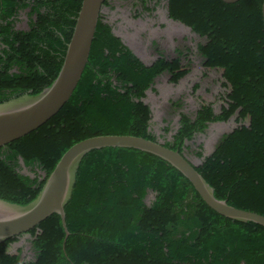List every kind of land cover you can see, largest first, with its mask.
Returning a JSON list of instances; mask_svg holds the SVG:
<instances>
[{"label":"trees","instance_id":"16d2710c","mask_svg":"<svg viewBox=\"0 0 264 264\" xmlns=\"http://www.w3.org/2000/svg\"><path fill=\"white\" fill-rule=\"evenodd\" d=\"M82 2L0 0V103L37 95L58 77ZM167 9L170 20L205 41L181 50L174 40L148 65L101 15L70 100L51 120L0 148L1 198L21 205L33 200L66 151L88 137L161 141L145 97L169 72L163 91L176 94L173 106L181 107L190 92L200 107L195 117L181 113L180 127L164 144L185 156L186 141L210 123H226L231 131L196 169L218 199L264 216V0H168ZM23 10L28 29L16 26ZM172 53L179 56L163 55ZM198 53L204 61L196 66ZM20 160L33 176L18 170ZM150 194L155 199L148 203ZM66 210L69 237L55 212L1 241L0 264H264L263 226L218 214L177 168L140 149L90 151ZM28 242L37 251L34 261L24 260Z\"/></svg>","mask_w":264,"mask_h":264},{"label":"water","instance_id":"95a60500","mask_svg":"<svg viewBox=\"0 0 264 264\" xmlns=\"http://www.w3.org/2000/svg\"><path fill=\"white\" fill-rule=\"evenodd\" d=\"M106 1L109 0H83L63 66L48 88L37 95L26 94L0 103V148L51 120L70 100L89 62L95 32ZM223 1L233 3L238 0ZM104 147L136 148L154 154L177 168L192 183L204 202L218 214L264 227L263 215L233 207L226 200L218 199L214 189L197 171L196 165L180 150L165 145L163 141L142 136L101 134L72 145L54 171L46 177L37 196L27 204L13 203L0 197V242L32 229L55 212L62 215L69 237L71 231L66 205L73 196L81 164L90 151ZM207 157H204V161Z\"/></svg>","mask_w":264,"mask_h":264},{"label":"rangeland","instance_id":"374dc122","mask_svg":"<svg viewBox=\"0 0 264 264\" xmlns=\"http://www.w3.org/2000/svg\"><path fill=\"white\" fill-rule=\"evenodd\" d=\"M168 0H110L109 6L103 7V18L110 23L117 35L141 59L144 64H151L160 57L158 51L166 49L168 44L177 40V48L184 50L197 42H204L205 37L200 36L191 28L181 23L170 20L167 9ZM27 10L20 12L18 16L17 28L28 29ZM174 59L179 56L177 53L163 54ZM193 64L199 66L204 58L201 54L192 56ZM170 73L165 72L159 75L154 83V89L147 91L145 101L152 108V129L159 136L161 141L173 139V134L178 130L181 123V113L187 112L191 117H195L199 102L194 96L187 92L182 99L181 107H174L171 99L176 98V94L168 89L163 91L165 85L170 83ZM219 112V109H217ZM166 127H170V133H166ZM230 127L224 122L210 123L208 128L197 133L193 140L186 141L188 148L185 149V156L195 165H200L204 157H209L224 134L230 132ZM197 153H202L203 158H199ZM18 170L23 174L33 176L34 173L29 167L24 166L23 161H19ZM37 174L41 176V172ZM155 195L150 194L147 202L154 201ZM36 248L32 242H28L24 248V260L34 261L36 259Z\"/></svg>","mask_w":264,"mask_h":264},{"label":"crops","instance_id":"0c3cea01","mask_svg":"<svg viewBox=\"0 0 264 264\" xmlns=\"http://www.w3.org/2000/svg\"><path fill=\"white\" fill-rule=\"evenodd\" d=\"M109 6V5H108Z\"/></svg>","mask_w":264,"mask_h":264},{"label":"flooded vegetation","instance_id":"af4514ba","mask_svg":"<svg viewBox=\"0 0 264 264\" xmlns=\"http://www.w3.org/2000/svg\"><path fill=\"white\" fill-rule=\"evenodd\" d=\"M164 142V141H163Z\"/></svg>","mask_w":264,"mask_h":264}]
</instances>
